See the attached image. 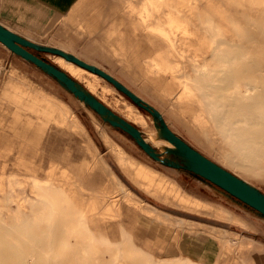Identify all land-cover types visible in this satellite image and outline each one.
I'll return each mask as SVG.
<instances>
[{"label": "bare ground", "instance_id": "1", "mask_svg": "<svg viewBox=\"0 0 264 264\" xmlns=\"http://www.w3.org/2000/svg\"><path fill=\"white\" fill-rule=\"evenodd\" d=\"M97 1V12L86 18L88 28L91 34L100 30L106 34L97 36L99 39L94 36L93 50L104 57L122 58L121 62L126 60L134 67L143 64L139 68L154 73L149 79L155 82L154 85L146 83L144 88L148 86L150 91L161 95L196 138L245 172L256 176L264 174V113H259L257 106L242 105L249 100L258 103L264 99V54L247 47L243 26L247 25L245 17L261 15L264 34V0H135L147 12L143 17L144 28L154 47L152 57L140 46L137 51L140 58L135 51L126 54L131 43L124 41L123 28L115 14L104 10L105 1ZM133 1L119 0V5L132 8ZM138 12L142 16L143 11ZM115 35H118L116 40L112 38ZM134 41L135 47L136 39ZM61 50L71 54L67 49ZM167 55L188 59L198 69L206 71L205 78L210 82L199 83L193 78L192 70L185 73L175 70L177 62L167 59L168 64L164 65L165 60L160 57L164 59ZM60 59L62 69L73 77H81L82 72L92 74ZM7 85L15 90L13 97L20 102V149L0 152V264H137L138 261L148 264L147 256L133 248L126 233L121 231V240H118L111 230L112 224H109V234L93 225L99 219H108V211L117 213L110 204L104 212L100 204L102 198L111 200L126 195L131 199L129 207L135 214L142 210L140 203L149 208L153 206L132 192L110 169L85 125L65 102L32 92L17 85L15 80ZM28 112L30 114H26ZM103 118L120 120L117 115ZM151 119L155 130L146 141L167 153L165 156L159 153L162 163L178 165L167 156L180 155L179 149L166 139V132L156 119ZM34 120H38L41 129L46 123L54 122L83 137L86 149L93 153L92 160L82 158L76 163L56 149L54 143L42 141L43 130L30 136L29 128ZM97 126L106 151L136 186L184 210L203 214L212 211L217 219L240 222L230 210L190 194L162 172L133 158L114 144L99 123ZM11 151L15 153L14 160L10 159ZM9 166L15 169L10 175ZM184 166L191 168L189 160L185 159ZM99 168L107 172L114 187L101 183L98 188L100 174L94 170ZM15 185L20 186V196L9 199L7 190ZM86 185L91 189L89 196H84ZM28 189L33 197L23 196ZM11 203L15 204L13 210ZM228 233L230 238L221 243V248L257 244L252 238ZM157 264L168 263L159 261ZM186 264L193 263L186 261ZM217 264L234 263L225 260Z\"/></svg>", "mask_w": 264, "mask_h": 264}, {"label": "rangeland", "instance_id": "2", "mask_svg": "<svg viewBox=\"0 0 264 264\" xmlns=\"http://www.w3.org/2000/svg\"><path fill=\"white\" fill-rule=\"evenodd\" d=\"M1 1L2 0H0V2ZM104 1V10H106L109 14H115L114 16H116L119 25L123 28V38H125L124 41L126 43H131L130 50L127 51L126 49V54H129V52L133 53L135 51L134 54L138 56L139 53H137V51L140 49L139 47L142 46V49L147 51V55L153 57L154 47L152 40L147 37L148 31L144 28V23L146 24V22H144L143 17L147 16V12L144 10L143 5L140 2L134 0L132 8H123L119 5V0ZM98 3L99 2L97 0H84L79 3L68 15L57 16L55 19L51 20L50 23L46 24L44 30H42L43 33L40 35H33L32 33H27L24 31L22 34L28 36L29 40L34 43L52 48L67 49L69 53L76 57L79 56L80 59L84 60L85 62L89 61L92 65L94 64L97 67H101L102 70L116 78L131 92L159 111L169 128L187 144L204 154L209 159L218 163L220 166L229 170L252 187L264 193L263 173H259L258 176L250 174L245 172L238 165L230 163L228 160L221 157L211 146L196 138V136L183 121L177 119V115L171 110L169 104L163 97H161V95L150 91L148 86L147 89H145L146 83H155L149 79L154 73H150L147 70L139 68L143 64L134 67V65L126 62V60L121 62L120 60H123L122 58H109V56L104 57L101 53L95 52L93 50L95 45V40H93L94 36L98 38L99 36L106 34L100 30L94 35L93 33L95 31L91 34L88 28L86 18L97 12ZM138 10L143 11L142 16ZM244 19L247 23V25L243 24L246 35L245 41L248 42L247 47L250 48V50H257L258 52H262L264 54V34L262 31V22L260 21L262 20L261 15L253 17L249 16L245 17ZM2 20L3 17L1 16L0 9V24L4 25ZM16 20L17 21H15V23H20V16L17 17ZM10 25L15 29V32L20 35V27L15 26L16 24L12 23ZM178 34H181V32H178ZM117 36L118 35L112 36V38L116 40ZM134 39H136L137 42V46L135 45V47L133 46V42H135ZM33 53L37 54L56 67L59 66L58 68L62 69V61L59 56L47 53ZM140 57L142 56L139 55L138 58ZM167 59L169 61L177 62V64H175V70L179 71L180 73H185L188 70H192L194 71L193 78L199 83L201 82L203 85H206V83L210 82L208 78H205L206 71L198 69L197 65L190 63L188 59L175 57L173 55H167L164 59L160 57V60H165L163 61L164 65L168 64ZM161 74L163 75V73ZM73 78L83 89L89 91L92 96L101 101L117 116L135 126L142 133L145 139H148L150 135L149 133L155 130V125L151 119V115L138 108L130 99H128L105 79L99 77L96 74H89L87 72H82L81 77L74 76ZM10 80H15L17 85L20 86L21 84L32 92L42 93L48 97L56 98L59 101L65 102L85 125L89 135L99 148L102 159L106 161V163L110 166V169L132 192L138 195L143 201L153 206V208H149L145 206V204L140 203L139 206L142 208V210L139 214H135L132 208L129 207V202L131 199L126 195L121 194V196L111 200H109V198H102L100 204L102 207H104V212L108 211L107 206L110 204L115 207L117 213L108 211L109 215L106 216L108 219H99V222H97L96 225H93L95 228L99 227L105 234H109V224H112L111 230L115 232L118 240H121V231L126 233L127 236L130 237V243L133 245V248L147 256L148 264H157L160 259L158 252H156L152 247L151 241L145 236L147 232L146 229H148V227L153 224L152 222L167 225H179L181 222H184L179 218H184L186 220L198 221L200 223H205L215 227L229 228L234 230L235 228L242 230L243 228H249L254 231H257L256 228L253 227L254 224L255 226L264 224V221L258 219V215L254 211L241 204L235 198L227 196L223 191H221V189L203 180L196 173L187 171L183 168L175 167L174 165L171 166L154 161L134 142V140L129 135L125 134L119 129L112 127L109 123L104 122L94 111L82 104L81 101L77 99L71 92H69L60 82L36 66L14 55L0 44L1 153H3V151H9L10 149H20V102H18L13 97L15 90L7 85ZM162 101L167 104L163 103ZM176 101L178 102L179 100L177 99ZM246 104L257 106L258 112L261 114L264 113V99L258 103L255 100H249L247 103L242 102V105ZM26 114L30 113L28 112ZM37 121L34 120V125L29 128L28 134L30 136H35L36 134H39L41 130H43L44 134L42 141L46 140V142L49 141L54 143L56 149L69 155V157L72 158V160L76 163H79L82 158L87 159L88 161L92 160L93 153L86 149V142L83 137L72 134L68 129L59 126L54 122L46 123L41 129L39 122ZM98 123L113 140L114 144L123 148L133 158L149 165L157 171L162 172L164 175L178 183L190 194L230 210L236 215L235 217L238 218L240 222H230L231 224L226 223L229 221L217 219L215 217L216 213L212 211H208L207 213L203 214L184 210L168 201L158 199L156 196L147 193L143 189L136 186L123 173L111 154L106 151L107 148L104 145L100 135L101 131L98 129ZM12 140H14L16 144H13L14 141ZM28 148L32 149L31 146ZM154 148L158 153H162L164 156L167 154L160 150V147L156 146ZM10 153H12L10 155V159L14 160L15 153H13V151ZM167 157L173 162H177L181 165L184 164L183 158L178 157L175 154H168ZM7 170L8 175L15 171V169L10 166L7 168ZM17 172L20 173V170ZM95 172L100 174V182L97 185L98 188H101L102 184L110 188L114 187V184L111 181V178L107 175V172L101 170L100 168L94 170V173ZM40 177L44 178V175L41 174ZM86 187L88 189L84 190V196H89L91 189H89L90 187L87 185ZM7 195L9 199L10 197H17V195L20 196V186L15 185L12 189H8ZM23 196L33 197L29 189ZM9 206L12 210L15 208L14 203H11ZM115 214L118 215L114 216ZM174 216L178 218H174ZM184 223L188 224V226L196 228L195 230H199L201 228L198 224ZM221 228H208L205 230L214 233L218 238H221V240H224L223 242H225L230 238V235L228 231H225ZM243 233L248 236V232ZM235 241H233V243H235ZM256 245L257 244L254 243L248 245L233 244L228 249L221 248L222 252L218 258V261L221 262L224 259L226 260V255L229 253L234 254L238 251V255H240L239 259L242 262H245L243 264H248L251 262V254L257 250ZM236 259L237 258H233L231 262L234 264H240ZM167 263L186 264V262L182 261H167ZM137 264H141L140 261H138Z\"/></svg>", "mask_w": 264, "mask_h": 264}, {"label": "water", "instance_id": "3", "mask_svg": "<svg viewBox=\"0 0 264 264\" xmlns=\"http://www.w3.org/2000/svg\"><path fill=\"white\" fill-rule=\"evenodd\" d=\"M0 44L14 55L36 66L52 78L56 79L77 99L94 111L104 122L109 123L112 127L119 129L125 134L129 135L134 140V142L145 153L148 154L150 158H152L154 161L162 163L159 153L148 141H146L142 133L135 126L131 125L120 117L119 121L103 118L105 115L114 117L116 114L108 109L101 101L79 87L80 85L76 82V80H74V78L66 71L47 62L37 54L33 53V51L38 54L47 53L62 57L66 61L72 62L80 68L105 79L128 99H130L138 108L149 113L153 118L156 119L157 123L166 132V139L179 149L180 155H175L183 158L184 164L185 159L189 160L191 168L187 169L185 168L184 164L181 165L179 163L178 165L168 162L162 164L171 166L174 165L175 167L183 168L187 171L196 173L203 180L221 189V191H223L227 196L235 198L243 205L255 210L264 217V193L252 187L229 170L220 166L218 163L209 159L204 154L187 144L169 128L159 111L131 92L125 85L120 83L116 78L108 74L106 71L95 65L89 64L72 54H68L61 49L42 46L34 43L2 24H0Z\"/></svg>", "mask_w": 264, "mask_h": 264}, {"label": "crops", "instance_id": "4", "mask_svg": "<svg viewBox=\"0 0 264 264\" xmlns=\"http://www.w3.org/2000/svg\"><path fill=\"white\" fill-rule=\"evenodd\" d=\"M82 1L84 0H2L0 2L2 22L14 32L15 29L10 24H16L15 26L20 27V36L29 40L28 36L22 34L23 31L33 35H40L43 33L42 30H44L46 24L57 16L68 15ZM19 16L20 23H15L17 21L16 18ZM251 210L258 215V219L264 221L263 216L255 210ZM187 221L197 223L201 228L195 230L196 228L188 226L184 222L179 225L152 222L153 224L146 229L145 236L151 241L155 251L158 252L159 261H189L193 264H217L222 252L221 243L224 240L205 229H218L221 227L198 221ZM261 225L255 226L254 224L253 227L257 231L249 228H243V230L221 228L228 232H236L249 239L252 238L251 240L258 244L256 245L257 250L251 254V262L248 264H264V224ZM243 232H248V236ZM239 257L240 255H238L237 251L234 254L229 253L226 255V260L232 261L233 258H237L236 260L243 264Z\"/></svg>", "mask_w": 264, "mask_h": 264}, {"label": "trees", "instance_id": "5", "mask_svg": "<svg viewBox=\"0 0 264 264\" xmlns=\"http://www.w3.org/2000/svg\"><path fill=\"white\" fill-rule=\"evenodd\" d=\"M34 52V51H33ZM146 199H148V198H146ZM149 200V199H148ZM149 201H151V200H149ZM151 202H153V201H151ZM164 208V207H163Z\"/></svg>", "mask_w": 264, "mask_h": 264}]
</instances>
